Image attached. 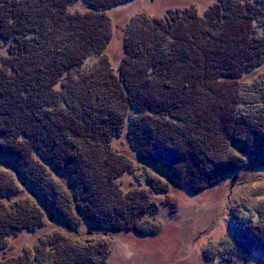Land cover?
<instances>
[{
	"label": "trees",
	"instance_id": "1",
	"mask_svg": "<svg viewBox=\"0 0 264 264\" xmlns=\"http://www.w3.org/2000/svg\"><path fill=\"white\" fill-rule=\"evenodd\" d=\"M129 1L0 0V157L17 160L23 178L18 189L0 174V264L107 262L106 241L85 247L58 231L35 252L3 259L12 236L44 225L40 207L22 199L27 188L61 225L86 224L94 236L154 235L158 229L140 226L156 213V194L177 185L198 193L264 168V70L256 74L264 67V0H215L199 18L191 6L148 18L139 33L127 30L115 68L101 11ZM89 60L98 62L85 69ZM124 129L130 153L111 146ZM188 142L205 150L191 154ZM235 151L247 161L234 163ZM31 153L66 175L64 191L28 162ZM136 159L164 170V181L141 182ZM256 215L233 235L264 264V209Z\"/></svg>",
	"mask_w": 264,
	"mask_h": 264
},
{
	"label": "rangeland",
	"instance_id": "2",
	"mask_svg": "<svg viewBox=\"0 0 264 264\" xmlns=\"http://www.w3.org/2000/svg\"><path fill=\"white\" fill-rule=\"evenodd\" d=\"M214 1L131 0L109 11H101L107 19V27L112 35L107 51L113 66L115 68L120 66L119 63L123 57V39L127 30L131 29L132 33H139L140 27L150 22L148 18L154 17L161 21L165 12L174 8L194 7L193 9L197 11V15L194 13V16L199 18L202 16L203 10ZM79 11L82 14L85 13L83 9ZM152 26L160 29L163 25L158 26V23L152 22ZM0 47H2L1 41ZM6 55L4 54L5 57ZM96 62L98 61H86L84 68L91 67ZM263 70L264 67L257 70L256 74ZM246 82L242 84L244 92L251 90L250 85H247ZM62 86L60 81L57 89ZM258 87L260 84H257L256 88ZM126 138L127 132L124 129L121 135L114 136L111 146L130 153ZM200 145L202 144L189 143L188 151L191 150L192 154V151L195 150L199 155L205 150ZM196 152L193 154L196 155ZM235 154L232 158L234 163L247 161V157L241 156L238 151ZM28 157L29 163L34 161L44 168L49 177L48 180L58 184V187H55L58 191H64L63 186H60V181L63 182L65 179L67 182L66 175L58 172L51 163H46L44 159L34 157V153ZM16 161L0 157V168H2L0 174L2 172L9 176L10 186L22 189L23 178H16L15 174V170H20ZM226 162L227 164L220 163L218 165L228 167L231 163L227 160ZM134 163V176H137L143 183L147 181L148 177L163 182L167 176V173L160 168L137 162V159ZM22 170H24L23 167ZM206 172L208 171L206 170ZM130 176H125L126 181L134 177ZM123 185L127 186L126 183ZM78 194L82 197V193ZM22 199L31 200V203L40 207L39 211L43 215L44 225L35 232H23L16 237L12 236L9 239V248L1 255L3 259L11 255L23 254L26 250L35 252L40 238L58 231L85 247H87L85 240L106 241L110 250L106 264H257L254 254L245 255L248 253H245L239 246L240 242L234 238L233 231L245 229L249 223L257 221L256 211L264 209V168H248L245 171L232 173L218 184L198 193L189 191L185 186L177 185L168 192L156 194L152 199L156 203L157 211L154 215H146L140 226L142 228L152 226V228L158 229L154 235L110 232L111 234L105 235L106 237L101 234L94 236L89 233L86 224L78 227L64 223L59 224L60 220L45 207V202L33 198L28 188L22 194ZM243 257L246 260H243Z\"/></svg>",
	"mask_w": 264,
	"mask_h": 264
},
{
	"label": "bare ground",
	"instance_id": "3",
	"mask_svg": "<svg viewBox=\"0 0 264 264\" xmlns=\"http://www.w3.org/2000/svg\"><path fill=\"white\" fill-rule=\"evenodd\" d=\"M241 216V215H240Z\"/></svg>",
	"mask_w": 264,
	"mask_h": 264
}]
</instances>
